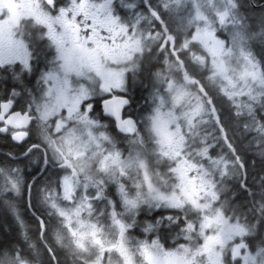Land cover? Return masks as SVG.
<instances>
[{"label":"flooded vegetation","instance_id":"obj_1","mask_svg":"<svg viewBox=\"0 0 264 264\" xmlns=\"http://www.w3.org/2000/svg\"><path fill=\"white\" fill-rule=\"evenodd\" d=\"M56 3L66 6L63 13L53 9L48 0H0V99L16 85V75L24 85L18 98L21 105L38 103L41 110L45 89L53 82L44 78L49 72L60 80L67 76L70 82H84L83 86L88 87L95 72L78 76L75 71L66 74L61 68L73 65L69 50L78 41L89 50L78 51L90 63L111 69V80L119 83L127 75V94L132 101L127 111L136 124L126 133L112 127L94 132L97 137L105 132L113 142L98 141L99 147L93 143L87 152L73 156L72 168L65 169L49 163L42 170L41 161L34 163L31 156L23 155L26 144L17 145L0 136V264H17L5 249L17 253L18 264H76L84 260L79 259L82 254L76 231L64 220L66 216L77 217L75 209L84 201L87 203L80 213L90 224V248L95 253L103 252L107 246L103 235L112 233L114 264H264V216L248 217L240 194L217 199L219 192H227L232 185L246 190L243 186L250 182V176L264 182V162L254 158L242 161L241 167L237 159L230 157L236 155L237 147L208 140L220 133L226 135V128L244 129L248 135L253 127L248 115L253 113L258 119L264 115V89L250 82L207 81L218 76L217 51L221 47L218 43L225 48L223 32L214 28L212 36L201 31L203 23L196 18L189 0ZM232 4L237 7V3ZM199 7L206 12L202 4ZM61 51L67 54L65 59H61ZM210 67L212 75H207ZM160 107L175 112L178 127H174L188 138L185 145H175L165 155L148 127ZM55 115L53 112L50 118ZM229 122L232 126L226 125ZM89 131L84 132L85 141ZM194 135L198 140L191 141ZM255 147L264 152L262 147ZM141 161H145V168H141ZM102 165H106L104 172L99 171ZM169 167H175L176 172H168ZM13 169H22L23 180L18 183L23 182L24 195L6 208L4 200L11 189L5 175H20ZM62 173L71 177V199L57 192L60 186L56 181ZM208 186L213 189L208 190ZM158 195L182 203L174 208L152 199ZM125 200L136 201L138 214ZM12 208H16L14 215L9 211ZM218 213L243 232L223 246L217 245L214 251L208 247V238L219 229L214 223ZM169 214L179 216L180 224L168 226L165 221L164 226L144 231L146 222ZM185 217L192 223L191 229L184 226L182 230ZM122 239H129V244L124 246ZM144 252L168 256L170 260L156 262L153 257H143ZM110 259L107 255L102 260L96 256L94 259L92 255L88 261L110 264Z\"/></svg>","mask_w":264,"mask_h":264},{"label":"snow or ice","instance_id":"obj_2","mask_svg":"<svg viewBox=\"0 0 264 264\" xmlns=\"http://www.w3.org/2000/svg\"><path fill=\"white\" fill-rule=\"evenodd\" d=\"M48 3L53 9L61 13L66 7L65 5L58 6L56 0H48ZM71 38L69 34V39ZM84 43L86 44V42ZM78 50L89 51L84 44L78 41L74 42L73 48L69 50L74 58V63L70 67L67 64L61 65V68L66 74L75 71L78 76H87V73L95 72L96 76L91 78L93 83L88 87L83 86L84 82H70L67 76L64 80H60L59 77L53 76L49 72L44 78L46 80L51 79L53 82L45 89V103L41 110V105L38 103L34 105L32 102H28L21 105L18 98L21 95L20 88H23L24 85L20 76L16 75L13 77L16 85L9 89L6 97L0 99V136L8 137L17 145L26 144L27 148L23 155L30 157L33 153L38 154L42 170L46 169L50 162L48 151L41 150L42 145L52 148V160L65 169L69 168V157L82 155L93 143L98 141L113 142L112 137L105 132H100L98 137L93 135L94 132L112 127L116 132L126 133L136 124L135 118L127 111L132 103L127 94V75L125 74L119 83L111 80L109 78L111 69L103 64L97 66L90 63L87 57L81 55ZM66 55L64 51H61V59H65ZM27 70L30 71V64ZM24 90L29 91L27 88ZM29 94L31 95V93ZM53 112L56 115L50 118ZM86 129L90 130L87 141L83 139ZM53 130H55L56 135H53ZM97 147H99L98 143ZM107 159L105 157V161ZM236 159L243 167V162L239 160V157ZM104 167L106 165H102V168ZM12 172L20 173V175L16 176L12 173L5 175V183L10 189L17 187L18 181L23 180L22 169H13ZM35 179L33 177V183ZM56 182L60 186L57 192L62 191L65 199H71V177L62 173ZM30 189L31 185H28L29 206L31 205ZM152 199L165 201L174 208L182 203L168 200L159 195ZM124 202L131 204L138 214L136 201L125 200ZM112 204L114 206L115 202ZM53 206L55 207V205ZM81 209L82 205L75 209L77 218L80 216ZM165 221L168 222V226L173 223L180 224V217H174L171 214L158 217L154 222H146L144 231L148 232L153 228L164 226ZM40 223L43 226L42 218ZM184 226L188 229L193 227L187 217L184 219V225L181 226L182 230Z\"/></svg>","mask_w":264,"mask_h":264},{"label":"rangeland","instance_id":"obj_3","mask_svg":"<svg viewBox=\"0 0 264 264\" xmlns=\"http://www.w3.org/2000/svg\"><path fill=\"white\" fill-rule=\"evenodd\" d=\"M189 3L192 4L195 8L194 13L198 21L203 23V27L201 31H207L213 36L214 25L211 24L210 14L203 11V8L199 7V4L204 6H214L213 11L216 13L214 14L217 17H220L222 20L221 29L227 28L226 34L230 37L227 43L229 44L228 49L223 48L221 43H218L221 47L220 50L217 51V56L219 55L220 60L217 61L216 65V74L218 76L214 78H219V80L229 83H249L255 85L259 89H264V76L261 73L257 64L249 58L250 51L245 46V41L242 36V30L237 24L240 23L239 19H232L231 15L223 14L220 11V8L216 6L214 0H189ZM219 12V13H217ZM212 25V26H210ZM236 25V26H235ZM240 34V35H239ZM205 37V34L202 35V38ZM210 39V38H209ZM254 40V41H253ZM253 44L261 42V40L253 39ZM256 42V43H255ZM264 42V40H263ZM225 62V64L222 63ZM227 63V64H226ZM244 87V86H243ZM247 94V93H246ZM177 125V117L173 110L163 109L162 107L158 108L155 114L153 115L148 127L153 130L154 135L156 136L158 149L164 155L169 153L175 145L176 146H183L186 144L188 138L181 133L177 127L175 128L174 125ZM87 162V160H84ZM89 163L87 164V168L89 167ZM83 175H86L84 172ZM207 189H213V187H207ZM86 201L80 203L82 205L81 211L85 208ZM221 213H218L215 216L214 223L218 224V231L215 233H211L208 241V247L213 248L216 251L217 245H224L230 238L231 240L236 239L237 235L243 232L242 228L237 224H230L228 220L223 218ZM66 226H72L74 231H76L77 245L84 254H82L79 259H84V264H93V261H88L89 256L94 255L99 259L102 260L103 257H109V263L114 264V257H115V250L111 249V246L115 244L114 235L104 233L103 237L107 243L106 249L103 252H96L91 246V239L89 238L88 229L90 224L87 221V218L80 213V216L77 218H73L70 216L64 217ZM73 220H75L73 222ZM73 225H72V224ZM209 224V222H208ZM64 240V239H63ZM129 239H122L121 243L124 246L129 244ZM212 249V250H213ZM129 252V250H127ZM143 254V253H142ZM143 257H153L156 262H167L169 261V257H161L157 254H148L144 252ZM114 256V257H113ZM88 257V258H87ZM127 260V259H126ZM92 262V263H91ZM123 263V262H122ZM77 264V261H76Z\"/></svg>","mask_w":264,"mask_h":264},{"label":"trees","instance_id":"obj_4","mask_svg":"<svg viewBox=\"0 0 264 264\" xmlns=\"http://www.w3.org/2000/svg\"><path fill=\"white\" fill-rule=\"evenodd\" d=\"M204 2H206V0H204ZM214 2L223 14L231 15L232 19L240 20L237 27H240L245 34L247 33V39L250 40V46L247 47V49L252 53L253 60L262 68L264 76V0H252V2L251 0H214ZM232 2L237 3L239 7H232ZM205 7L214 17V25L220 30V32H223V37L225 39H229L230 37L226 34L228 29H221L220 27L223 22L221 18L214 15L216 14L213 11L214 6L206 5ZM253 39L261 40V42H255L256 44H253ZM207 75H212L211 67L207 72ZM207 81L224 82L213 76L211 79L208 78ZM245 99L250 100L249 97H245ZM248 117H250L249 122H252L251 125L253 126L249 129L248 135L244 129L236 131L238 128H233L234 130L226 128V135L220 133L221 135L210 136L211 138H208V140H212V142H216L217 145L221 146L237 147L238 150L236 151V155L234 153L230 154V157L233 160L239 157L240 161L246 162L252 161L256 158L257 161L264 162V152H260L261 150H255V146H259L262 147V151H264V115L261 119H258L253 113H250ZM251 117L253 119H251ZM223 118L226 119L225 116ZM233 123L229 122L225 124L232 126ZM258 124L260 126H258ZM195 137L197 136H192L190 140H198V138ZM257 180L258 178L256 176H250V182L243 186L246 187V190L241 188V186H236L234 189L233 185V187L229 186L227 188L229 195H231L233 191L236 194H240V199H242L243 203L247 206L248 217L257 216L258 214L264 216V196L260 195V188L264 186V182H258ZM249 189L252 191L249 192Z\"/></svg>","mask_w":264,"mask_h":264},{"label":"clouds","instance_id":"obj_5","mask_svg":"<svg viewBox=\"0 0 264 264\" xmlns=\"http://www.w3.org/2000/svg\"><path fill=\"white\" fill-rule=\"evenodd\" d=\"M237 7H239V6L237 5ZM53 135H56L55 130H53ZM41 150L42 151H48V153H49V161H50L49 163H52V164H55L56 166H58L57 163L52 160L53 152H52V148L51 147L42 145ZM116 156L118 158L119 157V153H117ZM30 158L33 159V162L34 163H40V158H39L38 154L33 153ZM169 159H171V157ZM74 163H75V161L72 159V157H69V168H72V166H73ZM179 163L180 162L178 161L177 164H179ZM140 166H141V168H145L146 167L145 161H141L140 162ZM58 167L61 168V169H64L61 166H58ZM99 171L104 172L105 169L104 168H99ZM168 172L174 174L176 172V168L175 167H169L168 168ZM159 175L160 174L157 173V176H159ZM262 177H264V174H262ZM147 178L148 177H147V173H146L145 174V179H147ZM251 191L252 190L249 189V192H251ZM235 194L236 193L233 191L232 192V195L234 196ZM23 195H24V184H23V182H21V183H19V185L17 187L12 188L11 189V195L10 196H7L5 198V200H4L5 207L7 208V205L10 202H18L19 199L23 197ZM228 195H229L228 192H219V194L217 196V199L219 200L220 197H223V198L227 199L228 198ZM260 195L261 196H264V186H262L260 188ZM9 211L11 212V214L14 215L15 214V211H16V208L9 209ZM4 251H5V253L7 255H9L13 259V261H16L17 264H18V256H17V253L14 250H12V249H5Z\"/></svg>","mask_w":264,"mask_h":264},{"label":"water","instance_id":"obj_6","mask_svg":"<svg viewBox=\"0 0 264 264\" xmlns=\"http://www.w3.org/2000/svg\"><path fill=\"white\" fill-rule=\"evenodd\" d=\"M251 2H252V0H251ZM189 187H190L191 189H193V185H190Z\"/></svg>","mask_w":264,"mask_h":264}]
</instances>
